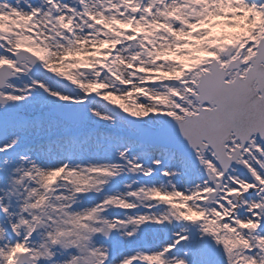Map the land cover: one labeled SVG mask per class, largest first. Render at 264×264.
Wrapping results in <instances>:
<instances>
[{
  "label": "snow or ice",
  "instance_id": "1",
  "mask_svg": "<svg viewBox=\"0 0 264 264\" xmlns=\"http://www.w3.org/2000/svg\"><path fill=\"white\" fill-rule=\"evenodd\" d=\"M91 3L94 7L89 0H75L78 7L61 0H0V13L12 9L30 17L26 30L0 32V192L21 172L15 184L24 186L22 191L0 195V264H264V167L253 165L255 176L236 174L231 169L235 161L225 166L210 146L194 147L162 105L148 98L170 86L167 80L155 79L165 64L155 53L167 33L146 35L134 26L168 23L179 28V21L165 20L161 12L170 3L182 5L187 0ZM244 3L264 10V0ZM25 37L31 47L21 43ZM33 48L41 49L43 55L35 54ZM56 60L70 61L81 74L94 79L86 75L81 82L58 73L51 67ZM37 62L84 95L62 94L31 77L22 88L7 82L9 77L27 74L29 65ZM36 89L76 105L94 94L134 118L138 123H128L139 138H117L121 163L62 162L41 167L38 161L51 156L54 148H67L69 161L75 153L82 159L90 140L112 136L91 131L83 139L70 136L30 143V136H40L44 117L38 112L21 114L19 106ZM124 96L133 98L141 110L125 106ZM89 111L114 126L111 116ZM251 139L264 154V133H253ZM16 161L29 167H14ZM260 162L264 164V156ZM209 165L218 179L210 174ZM154 171L167 182L103 194L108 180L121 172L153 178ZM193 171L199 183L183 190L173 183L179 177L191 180ZM92 172L101 175L91 177V183L82 179ZM241 183L250 186L241 192ZM93 191L100 194L97 202L79 210L73 207L79 195ZM12 194L17 196L15 207L10 200L5 202ZM112 208L125 211L110 213ZM140 208L147 211H132ZM233 240L243 244L237 246Z\"/></svg>",
  "mask_w": 264,
  "mask_h": 264
},
{
  "label": "rangeland",
  "instance_id": "2",
  "mask_svg": "<svg viewBox=\"0 0 264 264\" xmlns=\"http://www.w3.org/2000/svg\"><path fill=\"white\" fill-rule=\"evenodd\" d=\"M193 1L194 4H192L189 11L186 10V4L172 5L170 3L169 7L163 9L161 12L165 20L171 18L173 21H179L181 25L179 28L173 29L168 23H151L149 25L137 23L134 26V30L146 31V35H153L156 32L167 33V37L163 38L162 46L155 53L156 57L162 58L165 61V64L160 66L163 70H158L155 73V79L161 81L167 80L170 82V86H168L164 92L154 93L148 98L152 103L162 105L167 114L177 117H183L186 113L191 114L197 111L198 102L192 95V93L196 91L194 83L198 80L200 72L209 68V62L212 58H216L220 65L225 66L231 59L239 57L240 65L238 71L240 74L244 75L247 67L250 65L247 60L249 56L255 52L258 39L264 35V10L258 9L254 4H246L244 0ZM61 2L75 5V0H61ZM75 6L78 7V5ZM89 6L94 7L91 0H89ZM191 18H195V21L190 23L189 20ZM29 20L30 17L26 14L17 13L12 9H8L0 13V32H11L13 29L24 31L29 26ZM123 27V25H120V28ZM168 37H170V39H168ZM12 39H16V37L13 36ZM21 43L31 47V42L27 37H25ZM229 48H232L230 55L226 53ZM33 52L37 55H43L41 49L33 48ZM48 59L52 60L53 58L49 56ZM80 63H84V61H80ZM51 67L58 73L71 76L75 80L84 82L86 79L87 74H81L79 68L74 67L73 63L70 61L56 60L52 63ZM175 67L178 68L176 69ZM236 70V68L227 70L226 79H232ZM29 77L44 80L50 88L60 91L62 94L84 95L70 82L46 72L42 66L34 71H28L27 74H21L14 79H9L7 82L14 84L17 88H22L31 82ZM87 79L91 80L94 79V77L87 75ZM138 94L147 95V93ZM58 102L60 101L54 100L39 89L34 90L33 95L28 98V101L20 102L19 111L21 114H35L38 112L44 117L40 136H30L29 141L40 138L41 136L43 137L51 132L50 128L61 130V137L58 138L79 136L83 139V137L91 131L97 133H110L112 139H104L97 135L90 140L87 145L88 151L83 153V157H89L91 164L121 163L119 157L116 155V148L119 147L117 138H135L134 135L138 133L136 129L131 128L110 104L96 97L94 94L89 95L84 103L87 112L83 121L75 122L64 119L58 115L51 108L52 104ZM121 102L133 110H141L136 105L133 98L124 96ZM204 105L207 104L204 103ZM38 108H41L43 111H37ZM89 109L111 116L114 126L109 122L98 120L92 115ZM52 121H54V123H52ZM253 146L252 153L245 156L244 160L248 162L249 168L254 172L253 165L264 167V164L260 162L264 154L260 152V149L255 144H253ZM227 148L228 151L233 148L232 143H228ZM248 149L251 150L250 148ZM30 155L33 159H37L36 153H31ZM67 156V148H65L64 151L54 148L51 156L42 157L38 163H40L41 167H55L62 162H68ZM78 157L79 153L73 155V164H84L83 158L81 159ZM103 158H105L107 162L103 161ZM145 163L147 164V160H145ZM15 164H18V161H16ZM28 167L29 165L24 164L25 169ZM153 167L155 169V166ZM208 167L211 168L210 165ZM231 169L229 174H231ZM235 172L240 176H244L243 173L236 169ZM97 175L98 173L95 172L93 176L95 177ZM21 176H23L22 172L14 175L12 178V187L10 185L7 186L4 192H0V195L7 196L9 188H11V192L13 193L22 191L23 187L21 189L15 184V180L19 179ZM191 176V180L186 177H179L174 179L173 183H176L177 187L183 190L186 187H190L193 183L200 182L195 179L194 171L191 173ZM82 179H88L89 183L92 182L91 179L88 178V173H85ZM25 180H27V177H25ZM166 182L167 178L160 177L155 171L153 178L121 172L108 180V183L104 185L103 194L110 195L116 192L135 190L141 184H147L148 186L154 184L155 186H160L161 183ZM125 185H130V188L126 189ZM14 186H16L18 190H15ZM249 186L250 185L247 183H241L240 191L242 192ZM235 194L238 195V193ZM97 198L100 199V194H83L78 197L79 202L73 205V207L77 208V210L81 209L80 203L83 201L84 205L89 207L88 204L90 200L94 203L98 201H95ZM9 200L15 207L17 196L12 194L5 202H9ZM86 202L88 204H86ZM177 203H180V201H177ZM55 206L56 205L53 204V207ZM159 209L163 210L164 206L160 205ZM123 211L125 210L115 208L109 209L110 213H120ZM132 211L145 212L147 209L140 208ZM152 211H156V209ZM156 242H158V240L153 241V243ZM233 242L236 243L237 246L243 244V241L239 240H233Z\"/></svg>",
  "mask_w": 264,
  "mask_h": 264
},
{
  "label": "water",
  "instance_id": "3",
  "mask_svg": "<svg viewBox=\"0 0 264 264\" xmlns=\"http://www.w3.org/2000/svg\"><path fill=\"white\" fill-rule=\"evenodd\" d=\"M231 51L232 48L227 53ZM248 62L250 66L246 74L240 75L239 58L229 61L225 67L220 66L217 59L213 58L209 63L210 70L202 72L194 84L196 92H193V96L198 101L197 113L186 114L184 118L170 117L180 125L182 133L194 147L203 150L210 146L223 165L235 161L232 165H236L245 174L255 176L238 157L240 151L250 142L251 134L264 133V36L259 39L256 52L249 57ZM39 66L37 62L29 66V71ZM234 68L237 72L233 80L227 81L226 71ZM203 103H208L209 106H203ZM111 107L119 112L127 123H138L118 107ZM51 108L68 120L85 119L86 106L83 104L56 103L52 104ZM175 131L178 134V129ZM233 137L239 141V145H235L228 154L227 142L233 141ZM136 138H139V134ZM209 172L215 179L219 178L211 169Z\"/></svg>",
  "mask_w": 264,
  "mask_h": 264
},
{
  "label": "bare ground",
  "instance_id": "4",
  "mask_svg": "<svg viewBox=\"0 0 264 264\" xmlns=\"http://www.w3.org/2000/svg\"><path fill=\"white\" fill-rule=\"evenodd\" d=\"M185 4H186V10L189 11V10L191 9V7H192V4H194V1H193V0H187V3H185ZM175 68L177 69L178 67H175ZM125 71H126V70H125ZM39 110H42V109H41V108H38L37 111H39ZM42 111H43V110H42ZM43 113H44V112H43ZM50 131H51V132H49V134H48L47 136L40 137V138H36L35 140L29 141V142H30V143H36V142H40V141H47V140H49V139H53V138L61 137V134H60L61 130L50 128ZM62 135H63V134H62ZM72 157H73V156H72ZM67 158H68L67 161L73 164L72 158H71V160L69 161V155L67 156ZM83 161H84V164H85V165L90 164V158H89V157H83ZM103 161L107 162V160H106L105 158H103ZM14 167H23V168H24V163H23L22 161H18V164H14ZM94 173H95V172L88 173V178L91 179V177H94V176H93ZM98 175H101V174L98 173ZM12 181H13V180H12ZM10 186L12 187V184H11ZM18 186H19L21 189H22V187H24L23 185H18ZM14 189H15V190H18V188H17L16 186H14ZM103 190H104V187H103ZM9 192H11V188H9ZM84 194H85V195H86V194L96 195L97 193L92 192V193H84ZM81 195H83V194H81ZM81 195H79V196H81ZM97 200H99V198H97L95 201H97ZM83 202H84V201H83ZM83 202L80 203V204H81V209L86 207V206L84 205ZM86 204H88V203L86 202ZM92 204H93V201L90 200V203L88 204L89 207H90Z\"/></svg>",
  "mask_w": 264,
  "mask_h": 264
},
{
  "label": "flooded vegetation",
  "instance_id": "5",
  "mask_svg": "<svg viewBox=\"0 0 264 264\" xmlns=\"http://www.w3.org/2000/svg\"><path fill=\"white\" fill-rule=\"evenodd\" d=\"M252 152H250V151H248V150H245V151H243V153H242V157L244 158L245 156H247V155H250ZM248 163V162H247Z\"/></svg>",
  "mask_w": 264,
  "mask_h": 264
}]
</instances>
